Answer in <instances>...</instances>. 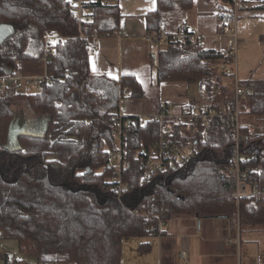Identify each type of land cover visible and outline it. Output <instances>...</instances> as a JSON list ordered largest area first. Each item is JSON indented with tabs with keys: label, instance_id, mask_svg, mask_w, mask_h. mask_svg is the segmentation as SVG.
<instances>
[{
	"label": "trees",
	"instance_id": "obj_1",
	"mask_svg": "<svg viewBox=\"0 0 264 264\" xmlns=\"http://www.w3.org/2000/svg\"><path fill=\"white\" fill-rule=\"evenodd\" d=\"M83 4L92 7L88 21L75 16L69 0H0V23L14 28L0 44V64L19 68L22 62L41 61L45 34L62 37L51 45L54 55L45 65L51 81L43 78L37 91L0 89V239L16 240L19 253L34 257L36 264H121L124 238L163 234L160 223L172 217H224L240 230L264 229V78L239 82L244 88L240 118L255 117L262 124L253 135L241 121L236 147L234 89L222 83L223 72H215L218 62L227 61L224 50L202 42L158 48L156 81L198 83L206 106L224 115L182 121L166 114L160 122L122 114L130 122L121 143V159L128 165L114 181L113 111L124 94L142 97L143 87L133 74L113 78L89 70V39L114 34L120 9L105 0ZM193 4L156 0L155 9L144 14L147 31H158L170 14ZM259 4L256 9L264 12V2ZM218 18L220 29L231 18L228 4H218ZM260 40L264 55V34ZM16 99L24 100L33 117L48 121L42 134H20L17 146L6 149ZM162 126L173 142L193 143L196 150L182 164L143 178L142 163L153 153ZM237 155L251 191L238 201L230 171ZM119 183L124 186L118 195Z\"/></svg>",
	"mask_w": 264,
	"mask_h": 264
},
{
	"label": "crops",
	"instance_id": "obj_2",
	"mask_svg": "<svg viewBox=\"0 0 264 264\" xmlns=\"http://www.w3.org/2000/svg\"><path fill=\"white\" fill-rule=\"evenodd\" d=\"M90 1L82 0L85 3ZM109 2H116L120 9L118 30L114 34L98 36L97 46L88 54L89 70L96 74L106 73L113 78L129 73L142 83V97L130 104L126 115L152 116L161 110L186 121L180 114L192 98L185 96L188 86L184 81H156L154 54L159 47L145 39L148 31L144 14L155 9L156 0ZM262 2L264 0L257 3ZM218 4L219 0H194L191 9L170 14L165 27L175 30L182 22L197 26L204 36L203 46L224 49V39L216 36L219 31L217 25L221 24ZM22 112L14 113L12 128L39 134L45 131L46 116L34 117V122L24 119ZM27 115L30 114L27 112ZM13 146H17V142ZM160 228L163 234L143 237L147 248L155 250L157 264H228V260L233 259L228 245H234L238 239H234L236 228L227 218L178 216L160 223Z\"/></svg>",
	"mask_w": 264,
	"mask_h": 264
},
{
	"label": "built area",
	"instance_id": "obj_3",
	"mask_svg": "<svg viewBox=\"0 0 264 264\" xmlns=\"http://www.w3.org/2000/svg\"><path fill=\"white\" fill-rule=\"evenodd\" d=\"M70 7L75 12V16L79 20L88 21L92 18L91 6H85L82 0H69ZM105 2H109L105 0ZM226 3L231 9V18L225 20L222 23L221 28L217 32L216 36H220L224 39V55L227 61L221 62V70L230 80V84L234 89L235 98V111L232 114V118L235 122L233 130L236 136V147L241 139L239 136L240 127V110L241 98L243 97L244 88L239 84L237 74L235 70V55L236 48L240 43L238 39L236 20L241 15L252 9L254 4H251L249 0H226ZM259 5V4H258ZM107 34V33H106ZM84 37V33H81ZM203 34L199 31L197 26H192L186 22H182L175 30H168L164 25H160L158 31L147 32L145 39L153 44H156L159 48H166L173 43H194L201 42L203 40ZM62 40V37L53 31H48L44 36L45 48L44 53L41 56V62L45 67L49 60V55H54L52 44H55ZM98 35H92L89 39V51L97 46ZM43 78L48 81L52 80V77L48 76L46 70L42 74H28L23 73L20 68H14L10 74H0V89L12 86L16 89L26 88L28 91L29 86L38 85ZM243 109H247L243 106ZM116 113L114 127L111 131L113 144L116 146V150L110 154V163L115 169L112 179L118 181L120 179V169L128 165V161L121 159V143L125 137V128L129 125V119L123 118L119 111H113ZM166 114L160 111L151 117L155 120H161ZM214 115H224L223 112H218L217 109L211 106H204L199 100L191 99L185 107L181 110L180 117H185L187 120H194L202 118L203 121H207L209 117ZM172 133L165 126H162L160 138L155 143V149L153 153L148 157L146 162L142 163L143 173L141 176L147 178L151 172L162 171L167 168L175 167L188 160L196 150V145L193 143L180 144L171 140ZM230 171L234 174L236 180V187L233 192L234 198L238 201L240 197H247L250 194V188L242 179V174L239 170V157L236 156L235 165L230 167ZM122 186L119 183L116 187V192L119 195L121 193ZM256 187V186H255ZM3 253L0 250V264H2Z\"/></svg>",
	"mask_w": 264,
	"mask_h": 264
},
{
	"label": "rangeland",
	"instance_id": "obj_4",
	"mask_svg": "<svg viewBox=\"0 0 264 264\" xmlns=\"http://www.w3.org/2000/svg\"><path fill=\"white\" fill-rule=\"evenodd\" d=\"M108 1V0H107ZM254 4L253 8L244 14H241L236 20L239 45L236 48L235 55V70L239 82L247 78L260 79L264 78V55L263 47L260 40V35L264 34V12L256 9L259 0H249ZM220 3L227 5L226 2L219 0ZM263 3V2H262ZM261 3V4H262ZM194 5V4H193ZM260 5V4H259ZM260 11V12H259ZM193 26V25H192ZM158 47L156 44H152ZM221 62H218L215 68L217 74H221ZM23 73L42 74L45 67L41 61L22 62L19 67ZM222 83L230 85V80L222 74ZM185 96L191 99L199 100L204 106L208 104L203 89L198 83L187 85ZM38 85L29 86L28 91H37ZM19 91H27L26 88H20ZM140 98H130L124 94L119 100L118 110L121 114L126 115L125 111L130 104L135 103ZM14 113L22 112V117L28 121L31 119L35 122L34 117L27 109L23 99H16L12 104ZM27 112L30 115H27ZM20 115V113H19ZM145 119L148 114L140 116ZM184 119V118H182ZM186 119V118H185ZM243 121L249 125L253 135L260 132L262 120L255 117H245ZM6 149H13L9 146ZM235 241L234 245H228L231 249L232 258L228 260V264H264V229L263 228H242L235 226ZM143 237H126L122 240L121 264H157L155 250L144 247L139 249V244L144 242ZM150 246V245H149ZM0 250L3 253L1 260L2 264H36L34 257L19 253L16 240L11 238L0 239ZM5 258V259H4ZM60 264V263H56Z\"/></svg>",
	"mask_w": 264,
	"mask_h": 264
},
{
	"label": "water",
	"instance_id": "obj_5",
	"mask_svg": "<svg viewBox=\"0 0 264 264\" xmlns=\"http://www.w3.org/2000/svg\"><path fill=\"white\" fill-rule=\"evenodd\" d=\"M13 32H14V28L11 24L1 22L0 23V44L8 36H10ZM13 69H14V65L11 62H2L0 64V71L3 72L4 74H10ZM20 134H33V132H27L25 130H18L15 127L12 128L10 125L8 140L6 144L4 145V147L8 148L9 146H12V148L14 149L16 146L14 147L13 144L14 142H17V136ZM36 134H39V133H36Z\"/></svg>",
	"mask_w": 264,
	"mask_h": 264
}]
</instances>
